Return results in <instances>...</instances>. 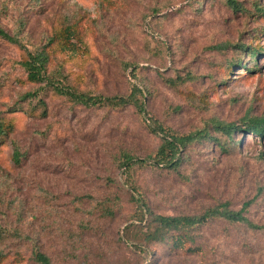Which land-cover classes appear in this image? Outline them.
Returning a JSON list of instances; mask_svg holds the SVG:
<instances>
[{
    "label": "rangeland",
    "instance_id": "1",
    "mask_svg": "<svg viewBox=\"0 0 264 264\" xmlns=\"http://www.w3.org/2000/svg\"><path fill=\"white\" fill-rule=\"evenodd\" d=\"M235 1L244 12L226 0H0V30L17 40L0 37V264H35L34 247L51 264H264V229L243 224L209 221L182 249L123 235L134 200L163 216L249 203L244 216L264 226V139L236 133L227 151L220 137L222 147L202 140L176 171L148 159L160 143L149 117L175 135L212 137L213 120L264 117V0ZM40 48L62 86L102 97L135 86L144 112L89 109L42 89L43 116L23 99L40 85L21 66ZM122 154L143 163L127 170Z\"/></svg>",
    "mask_w": 264,
    "mask_h": 264
},
{
    "label": "trees",
    "instance_id": "2",
    "mask_svg": "<svg viewBox=\"0 0 264 264\" xmlns=\"http://www.w3.org/2000/svg\"><path fill=\"white\" fill-rule=\"evenodd\" d=\"M226 4L230 9L244 12L241 6L235 0H226ZM258 13H263L264 10L256 9ZM69 34V29L65 30ZM0 37L10 43L17 44V40L10 37L2 30H0ZM241 51V50H240ZM247 54L252 60H257V51L250 48H243L241 51ZM243 69H246V64H239ZM23 70L26 73V78L29 82L40 85V88L33 92H28L23 95L24 100H36L42 108V115L45 116V102L39 97V92L42 89H49L56 96L67 98L75 104L83 106L85 108H108L109 110L123 109L132 106L138 113H143V97L142 93L135 86H132L129 93L123 96L102 97L82 94L74 91L71 88L62 86L60 82L54 80L47 73L48 57L44 51V48L35 49L32 52L26 51V59L21 63ZM256 64H254L252 70ZM251 71L250 69H246ZM149 119L154 125V129L150 132L160 138V143L156 148L153 155L148 156L153 166H164L168 170L176 171L186 159L185 152L193 144L202 140H208L222 147L220 139H224V148L238 146L240 140H234L233 135L236 133L250 134L252 137H258L264 139V117L247 119L246 122H242L241 125L225 124L216 120L211 121L209 124L210 130L216 133L218 136L212 137L208 131L209 128L197 130L186 135H175L170 130L163 128L156 121H153L151 117ZM3 122L0 119V135H5ZM230 145V146H229ZM13 158L18 162V152L15 150ZM122 167L129 170L136 164L141 165L143 162L135 160L129 154H122L121 156ZM129 163V164H128ZM90 199L89 196L79 197L78 200ZM140 201L142 203H140ZM134 200L135 211L129 220L134 223H130L129 226L123 229V235L127 242L137 241L139 244H162L168 243L174 249H182L188 241L192 240V233L204 226L209 221L223 220L230 224H243L253 230H263L264 226H255L251 224L244 213L245 208L249 206V203H245L239 211H231L227 209L226 205H219L216 207L208 208L199 215L194 216H163L152 213L147 204L143 200ZM144 211L146 218H144ZM142 223H144L142 225ZM134 230V236L136 240L132 239L130 234ZM136 230V231H135ZM1 242V234H0ZM189 253H196L198 249L187 248ZM32 259L35 264H51L49 258L40 252L36 247L32 251ZM2 254L0 253V256ZM1 258V257H0Z\"/></svg>",
    "mask_w": 264,
    "mask_h": 264
}]
</instances>
